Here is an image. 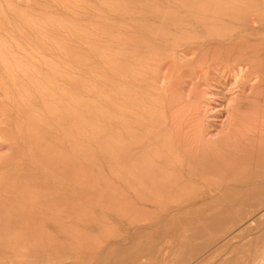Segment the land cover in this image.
I'll return each mask as SVG.
<instances>
[{"label":"rangeland","instance_id":"374dc122","mask_svg":"<svg viewBox=\"0 0 264 264\" xmlns=\"http://www.w3.org/2000/svg\"><path fill=\"white\" fill-rule=\"evenodd\" d=\"M136 2L0 0L23 15L5 9L6 33L18 18L34 19L39 33L47 28L49 39L34 36L31 48L50 59L33 79L0 69V264H258L264 101L254 104L259 94L250 96L244 78L220 68L206 78L193 72L175 92L173 112L195 103L194 122L202 120L207 138H221L197 161L206 165L200 176L148 180L143 144L150 90L160 89L167 69L177 73L164 59L147 85L150 50L157 62L167 57L163 39L182 24L225 27L235 14L253 24L256 10L263 20L264 0H146L147 38L120 53L117 39ZM229 129L240 143L226 142ZM175 188L187 192H166Z\"/></svg>","mask_w":264,"mask_h":264},{"label":"bare ground","instance_id":"6f19581e","mask_svg":"<svg viewBox=\"0 0 264 264\" xmlns=\"http://www.w3.org/2000/svg\"><path fill=\"white\" fill-rule=\"evenodd\" d=\"M132 6V8L131 6L127 8L130 12L129 26L117 39L116 47L120 53L123 52V48H139L140 43L147 38L146 0H137ZM5 9L11 10L16 17L22 18L23 16L11 6H6ZM5 9L1 4L0 15L6 12ZM256 14L257 18L253 24L250 22L251 19L239 14L227 15V26L225 27L205 28L206 25L202 24L198 25L202 29L196 30L199 28L196 25L182 24L178 27L179 34L176 37L163 39L166 52H168L167 57H159V62H157L155 49L150 50L149 67L152 75L147 85L151 82L156 83L157 70L153 66H158L164 59L169 58L167 60L169 66H177V73L175 74L172 68L167 69L161 77L160 89L150 90L152 96L148 113L149 131L145 135L146 146L143 144V148H147L145 157L149 158L145 160L148 180L155 182V179L162 177L163 179L158 182L182 184L197 175L200 176L202 172H205L206 165L197 161L209 157V153L213 152L212 149L218 146L216 142L221 140L220 137L213 140L207 138L205 126L201 124L200 118L197 120L198 123L194 122L197 105L193 102L191 106L190 99L186 101L191 104L181 114L177 115L173 112L177 105L175 92L179 89L181 79L184 77H191L193 72H196L206 78L211 69L218 70L219 68L235 71L244 78L243 84L250 90V96L256 99L259 94L258 102L254 100V104L261 107L258 103L264 101V95H262L264 84L261 82L264 79V19H260L258 10ZM18 19L19 21L17 20L10 33H6L5 27L0 24V69L7 67L22 69L27 72L29 79H33L35 69L38 66L50 65V59L45 56L38 58V51L31 48V43L34 36L48 40V30L43 28V32L39 33L34 19L27 21ZM215 21L217 20L212 22ZM182 55H192V57L186 60ZM253 79L257 82L254 83ZM259 86H262V90L258 89ZM248 98L250 97H246ZM245 101L248 102V100ZM255 123V126H258L257 122ZM188 125L189 129L184 131ZM231 126L232 122L228 127ZM236 131L237 129L233 132L228 130L226 142L240 143L241 134ZM150 146L153 148L148 153ZM155 167L161 170L166 169L168 172L160 176ZM166 192L182 194L187 190L175 188ZM215 192L217 190L213 188L205 190L208 195Z\"/></svg>","mask_w":264,"mask_h":264},{"label":"crops","instance_id":"0c3cea01","mask_svg":"<svg viewBox=\"0 0 264 264\" xmlns=\"http://www.w3.org/2000/svg\"><path fill=\"white\" fill-rule=\"evenodd\" d=\"M257 216H259L257 214ZM260 219H257V224L256 226V241L257 243H259L260 245L258 246V250L260 251V254L258 256V264H264V225L262 226V228H260Z\"/></svg>","mask_w":264,"mask_h":264}]
</instances>
